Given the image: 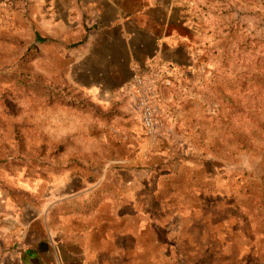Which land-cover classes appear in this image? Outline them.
Segmentation results:
<instances>
[{
  "label": "rangeland",
  "instance_id": "rangeland-1",
  "mask_svg": "<svg viewBox=\"0 0 264 264\" xmlns=\"http://www.w3.org/2000/svg\"><path fill=\"white\" fill-rule=\"evenodd\" d=\"M186 2L188 56L159 71L170 85L158 88L151 139L133 92L135 111L127 95L93 92L38 33L26 0H0V264H37L23 257L37 241L79 264L85 254L68 248L66 231L94 240L89 261L122 264L126 252L111 258L96 243L118 228L100 216L117 212L131 177L142 210L174 212L142 216L141 264H264V0ZM74 195L52 210L50 198ZM29 216L91 217L35 220L28 231Z\"/></svg>",
  "mask_w": 264,
  "mask_h": 264
},
{
  "label": "crops",
  "instance_id": "crops-1",
  "mask_svg": "<svg viewBox=\"0 0 264 264\" xmlns=\"http://www.w3.org/2000/svg\"><path fill=\"white\" fill-rule=\"evenodd\" d=\"M26 1L30 13H36L38 33L46 38L45 42L60 46V59L76 63L69 68L71 75L85 78L86 83L99 86L92 87L93 92H98L108 100L113 96L121 95L123 98L127 95L129 98L132 94L133 75L148 73L151 70L164 71L168 68H178L183 65L180 62L182 61L180 55L188 56L186 42L190 22L187 17L186 0ZM130 98L128 99L130 103L128 100L124 102V108L131 106L135 111ZM123 185L120 194L121 204L117 212H104L100 216L101 222L107 223L108 232L109 229L118 227L117 231L104 233V236L101 235L103 239L96 245L100 248L102 246L104 251L110 246L108 251L111 250V258H117V255L121 257V252H126L122 264H141L140 256L144 252L142 246L144 247L146 243L141 230V222L146 218L143 219L142 216H172L174 212L165 209L161 202L157 203L158 211L142 210L141 200L145 193L141 189V184L131 177L123 181ZM50 199L53 200L52 210H54L61 204L77 200L78 195L59 198V201ZM90 217L29 216L30 223L26 228L28 231L33 229L32 223L35 220L80 221L82 218L86 222ZM9 219L15 220V216H10L7 220ZM90 224L88 226L87 223L80 224L81 229L95 232L93 228H89ZM12 230L15 228L12 227ZM65 233L70 235L68 248L79 247L85 254L86 259L79 264L117 263L109 262L100 256L89 261L87 258L92 252L91 248L94 247L92 244L95 243L94 240L87 236L88 234L76 235L75 238H79L73 240L72 235L75 233L71 231ZM156 233L154 230L152 238L154 246L159 247L161 243L159 239H155ZM45 247H48L47 252ZM51 248L53 259L48 261ZM61 248V244L55 243L51 247L49 241L44 243L37 241L35 245L26 248L23 257L31 261L37 260V264H77L75 253L73 256L70 254L69 261L65 262L61 253H71V250L62 251ZM58 255L60 261L57 259Z\"/></svg>",
  "mask_w": 264,
  "mask_h": 264
},
{
  "label": "built area",
  "instance_id": "built-area-1",
  "mask_svg": "<svg viewBox=\"0 0 264 264\" xmlns=\"http://www.w3.org/2000/svg\"><path fill=\"white\" fill-rule=\"evenodd\" d=\"M169 85L170 81L166 77H162L158 70L138 73L132 77V92L136 97L135 104L140 113L145 134L151 139H156L159 124L157 118L158 88Z\"/></svg>",
  "mask_w": 264,
  "mask_h": 264
}]
</instances>
